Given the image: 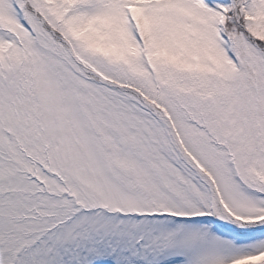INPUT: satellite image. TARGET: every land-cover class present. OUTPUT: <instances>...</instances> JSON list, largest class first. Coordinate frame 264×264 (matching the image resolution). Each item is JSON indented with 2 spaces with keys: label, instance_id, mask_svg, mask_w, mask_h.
Masks as SVG:
<instances>
[{
  "label": "snow or ice",
  "instance_id": "obj_1",
  "mask_svg": "<svg viewBox=\"0 0 264 264\" xmlns=\"http://www.w3.org/2000/svg\"><path fill=\"white\" fill-rule=\"evenodd\" d=\"M0 264H264V0H0Z\"/></svg>",
  "mask_w": 264,
  "mask_h": 264
}]
</instances>
